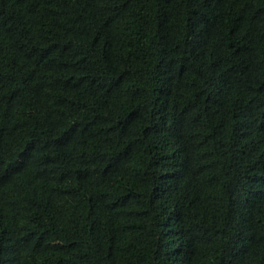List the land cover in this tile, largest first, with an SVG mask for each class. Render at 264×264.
Masks as SVG:
<instances>
[{"label": "trees", "instance_id": "trees-1", "mask_svg": "<svg viewBox=\"0 0 264 264\" xmlns=\"http://www.w3.org/2000/svg\"><path fill=\"white\" fill-rule=\"evenodd\" d=\"M0 264H264V0H0Z\"/></svg>", "mask_w": 264, "mask_h": 264}]
</instances>
